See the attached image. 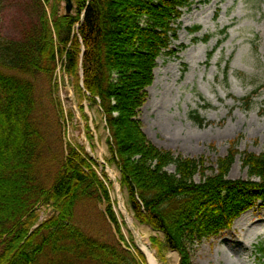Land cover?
Listing matches in <instances>:
<instances>
[{"label":"trees","instance_id":"16d2710c","mask_svg":"<svg viewBox=\"0 0 264 264\" xmlns=\"http://www.w3.org/2000/svg\"><path fill=\"white\" fill-rule=\"evenodd\" d=\"M6 1L0 0V25ZM28 1L35 24L19 40L0 33V264H146L126 243L104 168L100 177L83 147L68 145L57 170L47 171L58 131L42 113L46 97L58 110L57 129L65 120L58 69L68 77L83 122L85 102L99 107L109 133L107 163L120 173L135 221L157 234L150 241L162 264L169 253L179 256L178 264H194L197 245L231 229L258 203L264 206V151L240 152L237 138L216 167L207 166L205 158L157 147L143 130L141 109L157 61L175 55V25L196 0H72L70 14L65 0ZM255 96L239 101L248 109ZM86 133L91 142L89 126ZM237 156L246 180L229 179ZM90 203L106 206L102 216L119 240L106 224L93 230L92 219L78 221V209Z\"/></svg>","mask_w":264,"mask_h":264},{"label":"rangeland","instance_id":"374dc122","mask_svg":"<svg viewBox=\"0 0 264 264\" xmlns=\"http://www.w3.org/2000/svg\"><path fill=\"white\" fill-rule=\"evenodd\" d=\"M29 3L28 0L6 1L0 25L3 37L19 40L22 32L35 24V11H28ZM175 26L178 37L171 46L175 55H163L158 59L154 83L148 89L147 103L141 109L140 120L149 140L176 155L205 158L207 166L213 167H216L219 157L228 153L230 143L237 138H240L237 144L240 152L262 153L264 0H196L190 8L183 9V16ZM56 75L61 85L59 97L65 120L61 124L62 129L59 126L57 129L58 110L52 98L50 101L46 97L42 113L47 116L45 121L58 131L50 139L51 153L47 151L50 165L47 171L57 170L68 145L83 147L89 157L97 161L99 176H103V168L107 174L111 199L130 251L135 253L131 246L134 244L142 253L140 247L145 244L157 263L162 264L150 242V238L157 234L135 221L128 205V196L119 183L120 173L116 166L107 163L109 133L99 107L91 108L85 102L88 121L87 124L83 122L68 77L60 69ZM42 86L46 87L47 83L43 82ZM254 91L256 96L252 106L245 109L239 100ZM69 113L73 114V118L69 117ZM195 116L203 120L202 126ZM87 126L93 136L91 142L86 137ZM58 133L62 134L61 141ZM173 170L169 169L170 172ZM208 175H211V171H208ZM247 177V170L243 169L241 158L237 156L229 179L246 180ZM196 182H200V177H196ZM105 208L104 204H84L78 209V221L92 219V225L87 223L90 229H99L106 224L109 232L119 240L114 226L107 224L102 216ZM263 248L264 206L258 203L239 217L231 229L197 245L193 263L264 264ZM167 257L166 264L178 263L176 253H169Z\"/></svg>","mask_w":264,"mask_h":264},{"label":"bare ground","instance_id":"6f19581e","mask_svg":"<svg viewBox=\"0 0 264 264\" xmlns=\"http://www.w3.org/2000/svg\"><path fill=\"white\" fill-rule=\"evenodd\" d=\"M122 206V209L124 211H126L125 207L123 204H121ZM129 224L130 226H132V223L131 221L129 220ZM141 251L146 255L147 257V261H148V264H158L157 263V260L155 258V256L153 255V253L149 250L148 246L145 245V244H142L141 247H140Z\"/></svg>","mask_w":264,"mask_h":264},{"label":"water","instance_id":"95a60500","mask_svg":"<svg viewBox=\"0 0 264 264\" xmlns=\"http://www.w3.org/2000/svg\"><path fill=\"white\" fill-rule=\"evenodd\" d=\"M66 14H70L73 11V3L72 0H66Z\"/></svg>","mask_w":264,"mask_h":264}]
</instances>
